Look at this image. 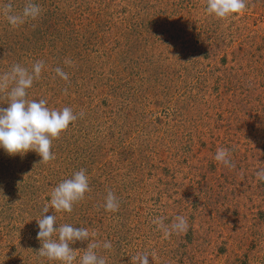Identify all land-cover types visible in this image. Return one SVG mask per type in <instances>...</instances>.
<instances>
[{
	"label": "rangeland",
	"instance_id": "1",
	"mask_svg": "<svg viewBox=\"0 0 264 264\" xmlns=\"http://www.w3.org/2000/svg\"><path fill=\"white\" fill-rule=\"evenodd\" d=\"M32 2L35 20L11 26L0 15V72L43 61L27 98L78 118L52 141L53 160L0 149V264H59L38 253L46 205L54 227L111 242L97 249L106 264H138V253L149 264H264V0L225 19L206 0ZM9 3L19 12L26 0L0 7ZM219 148L232 167L214 159ZM81 169L90 191L71 213L55 212L52 190ZM108 191L116 212L103 207ZM177 215L185 233L153 223Z\"/></svg>",
	"mask_w": 264,
	"mask_h": 264
},
{
	"label": "clouds",
	"instance_id": "2",
	"mask_svg": "<svg viewBox=\"0 0 264 264\" xmlns=\"http://www.w3.org/2000/svg\"><path fill=\"white\" fill-rule=\"evenodd\" d=\"M206 5V12L209 15L225 19L242 13L246 9V0H206ZM40 14L41 8L32 0H26L19 12L14 10L11 3L0 7V15H3L11 26L35 20ZM44 68V62L37 61L30 69L21 64H14L7 71L0 72V92H5L8 98V106L0 108V149L10 156L21 157L30 151L35 152L42 158L41 163L55 159L52 141L59 138L78 118L70 107L52 109L47 106L44 99L37 101L27 98L28 90L40 77ZM55 72L61 79L68 80V74L61 68H57ZM79 115L82 116L83 113ZM214 159L225 167L233 166L228 149H217ZM256 176L260 181H264V169L257 171ZM89 191V177L85 170L81 169L52 190L48 203L55 212L71 213L74 204L83 200ZM103 207L108 212L118 211L120 202L112 191H108ZM48 211L49 207L46 205L43 214ZM43 214L36 220L39 229L37 239L42 244L38 252L41 256L59 264H106V259L97 254V249L101 246L105 250L111 249V242L104 241L101 244L99 241H93L91 237L95 233H90L87 228L74 227L70 224L54 227L57 225L56 215ZM153 223L165 234L185 233L189 228L187 218L183 215H177L171 224L166 225L161 217H156ZM85 240L90 242L84 251H74L70 247L75 241ZM78 252L83 253L79 258ZM149 257L148 253H138L133 260L138 264H149Z\"/></svg>",
	"mask_w": 264,
	"mask_h": 264
}]
</instances>
